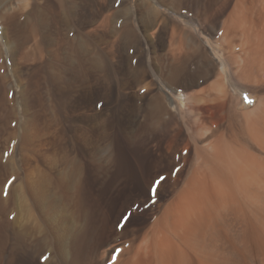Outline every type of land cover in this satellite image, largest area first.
Returning a JSON list of instances; mask_svg holds the SVG:
<instances>
[{
	"label": "rangeland",
	"instance_id": "rangeland-1",
	"mask_svg": "<svg viewBox=\"0 0 264 264\" xmlns=\"http://www.w3.org/2000/svg\"><path fill=\"white\" fill-rule=\"evenodd\" d=\"M19 2L11 0L10 5ZM147 3L159 4L162 11L156 26L150 28L143 8ZM260 4L264 9V0ZM32 5V0L26 2L25 13ZM85 5L77 6L74 33L77 37L87 35L93 51L91 58L101 52L104 67L90 71L87 88L76 90L71 106L62 108L57 119L42 120L36 131L32 129V144L22 138V129L16 130L15 141L5 151L14 157L16 166L10 170L0 168V222L1 228L8 226L4 228L6 232L1 229L5 233L0 232V241L7 238L0 243V264H115L121 255L128 257L136 252L151 235L163 240L159 220L167 209H177L194 169L202 165L197 148L213 154L218 138H225L238 150L241 146L264 171V104L259 105L264 103V76H260L262 81L259 78L248 84L245 94L251 103L247 102L245 108L243 97L235 93L230 99L233 88L228 87V96L211 104L215 115L206 120L208 128L202 137L196 136L195 116L188 113L187 107L176 111L170 102L173 96L184 94L188 100L189 95L217 85L221 68L207 41L220 48L223 57L229 56L220 32L234 4L214 28L189 9L176 6L175 0H99L95 11ZM119 11L124 14L121 19L102 24L105 17ZM162 18L188 29V40L195 38L193 43L202 45V53L217 63L212 75L195 81L192 74L197 75L206 59L201 53H191L195 57L188 63V77L174 79L172 29L164 27ZM182 18L191 19L196 32L185 27ZM4 27L0 19V43L5 52ZM127 28H133L138 35L129 42L118 37ZM237 67L228 64L227 71L233 73ZM13 89L18 93L23 84L16 81ZM157 100L166 114L165 124L155 129L151 110ZM3 136L0 145L6 150L9 143L6 144L7 135ZM75 163L80 164L75 179L68 177V185L57 181ZM49 175L56 179L54 192L37 202L29 184L40 181L44 186ZM181 226L179 222L176 229L182 233ZM182 238L186 264H263L264 205L247 216L231 213L214 220L209 230L199 236L195 248L187 245L188 237Z\"/></svg>",
	"mask_w": 264,
	"mask_h": 264
},
{
	"label": "bare ground",
	"instance_id": "bare-ground-1",
	"mask_svg": "<svg viewBox=\"0 0 264 264\" xmlns=\"http://www.w3.org/2000/svg\"><path fill=\"white\" fill-rule=\"evenodd\" d=\"M18 1L20 2L17 5L11 6V0H0V19L4 22L7 36L5 52L1 47L3 43H0V139L3 135H7L6 144L9 143L6 150H4L5 146L0 145V153L3 152L0 168L5 167L9 170L15 168L16 162L14 157L5 151L9 149L11 142L15 141L16 130L22 129V138H25L27 144H32V129L36 131L35 128L41 124L42 120L57 119V114L59 115L62 108L71 106L76 90L87 88L90 82V71H100L104 67L101 52L96 54L95 59L91 58L93 51L87 35L80 34L77 37L74 33L77 6L85 3V6H90L95 11L97 8H94V5L96 6L99 0H32V9L27 13H25L26 2L29 0ZM260 1L175 0L176 6L194 12V16L202 18L212 28L216 27L219 19L234 4L220 32V40L228 46L229 56L223 57L221 49L207 41L211 55H214L221 68L217 85L189 95L188 100L184 94L170 99V102H173V109L181 111L183 107H187L188 113L195 116L193 123H195L197 137H202L203 131L208 128L206 120L215 115V109L211 104L220 97L228 96V87L233 88V94H229L230 99H233L235 95L243 97V108H245L249 101L248 95L245 94L249 90L247 86L254 80L257 81L260 78L262 81L263 79L264 9L261 4V6L258 5ZM143 8L147 17L145 19L147 26H154L161 17V6L147 3ZM171 14L173 15V12ZM123 15V12L119 11L114 16H107L102 20V24L108 25L118 18L121 19ZM185 18H182L185 27L190 26L196 32L197 29L193 27L192 20ZM162 19L164 27L170 26L172 29L170 50L176 60L173 67L174 79L188 74V63L195 57L194 55L192 58L191 53L196 55L201 53V56L206 59V64L198 67L197 75L192 74L195 81L198 82L199 79L212 75L217 63L215 64L206 52L202 53L204 52L201 49L202 45L199 47L196 42L193 43V40L197 41L195 38L192 37V40L190 37L192 41L190 43L188 29L181 28L169 18ZM137 36L133 28H127L118 37L120 40L129 42ZM228 64L237 65L238 71L233 73L227 71ZM13 66H15L14 69ZM10 69H13V73H10ZM24 70L28 71V75L24 73ZM16 81L23 84V89L18 93L13 91ZM186 100L188 103H185ZM261 104L264 103L261 101L259 105ZM151 111L155 119H153L152 127L158 129L160 125L165 124L166 109L161 101L157 100L152 105ZM218 139L215 142L213 154L207 149L197 148L196 153L202 160V165L194 169L186 189L181 193L176 204L177 209L175 210L174 207L173 210L172 207L170 208L172 211L167 209L159 220L165 238L162 236L163 240H157L158 236L151 235L143 245L137 248L136 252H128L130 253L128 257L121 255L119 260L115 261L118 263L113 261L115 264H186V254L181 246V241L184 242L182 236L188 237L187 245L195 248V242L199 240V236L209 230L214 220L218 221L231 213L235 216H247L259 206L264 205L263 166L251 154L242 150L241 146L238 150L237 146L229 144L225 138ZM96 141L101 143L100 138ZM79 167L80 164L75 163L67 173L61 174L57 181L63 184L67 182L68 185V177L75 179ZM102 171H104L103 168ZM55 180L53 176L48 177L45 179L47 182L44 186H41L43 182L40 184V181L38 184L27 182L30 194L34 195L37 202L43 201L45 195L51 197L50 193L54 192V183L57 184ZM173 211H177L174 212L177 215H174ZM179 222L182 224V233L178 227L176 229ZM1 226L0 222V232L1 229L5 230L4 228L8 227L1 228ZM4 238L1 241L7 239ZM177 238L178 243H176ZM142 258L141 263L139 260Z\"/></svg>",
	"mask_w": 264,
	"mask_h": 264
},
{
	"label": "snow or ice",
	"instance_id": "snow-or-ice-1",
	"mask_svg": "<svg viewBox=\"0 0 264 264\" xmlns=\"http://www.w3.org/2000/svg\"><path fill=\"white\" fill-rule=\"evenodd\" d=\"M133 62L135 63V61H133ZM248 102L251 103L250 100H249ZM97 106L99 107V106H101V105H97ZM163 179H164V178H161V180H163ZM153 194H154V193H153ZM149 198H151V196H150ZM45 259H47V257H45Z\"/></svg>",
	"mask_w": 264,
	"mask_h": 264
}]
</instances>
